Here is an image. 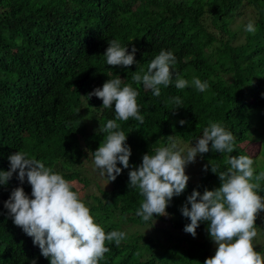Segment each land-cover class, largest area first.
I'll return each mask as SVG.
<instances>
[{
	"label": "trees",
	"instance_id": "1",
	"mask_svg": "<svg viewBox=\"0 0 264 264\" xmlns=\"http://www.w3.org/2000/svg\"><path fill=\"white\" fill-rule=\"evenodd\" d=\"M249 22L254 34L245 31ZM111 39L129 52L135 47L137 63L107 65L103 55ZM162 49L176 56L174 72L189 86L179 90L173 82L161 86L156 97L132 76L139 67L147 71ZM117 76L138 89L145 119L117 121L128 135L130 167L89 192L86 163L94 161L90 153L106 135L100 126L115 119V103L106 109L88 94ZM194 78L207 82V90L198 91ZM176 96L183 101L178 109L170 102ZM210 121L233 133L235 150L200 154L199 181L188 182L172 198L168 215L143 221L136 212L144 197L129 188V172L152 149L167 146L168 136L195 144ZM18 151L73 181L106 232L127 234L119 246L106 245L110 251L99 264H204L217 247L208 222H201L193 237L184 231L191 221L181 208L193 190L202 195L221 186L209 161L225 171L228 158L248 155L256 173L264 171V0H0V172L10 170L9 156ZM21 186L32 198L31 185L27 178L21 184L18 170L7 185L0 184V264H50L4 207ZM256 228L254 242L261 239L262 245L256 250L264 252V211Z\"/></svg>",
	"mask_w": 264,
	"mask_h": 264
},
{
	"label": "clouds",
	"instance_id": "2",
	"mask_svg": "<svg viewBox=\"0 0 264 264\" xmlns=\"http://www.w3.org/2000/svg\"><path fill=\"white\" fill-rule=\"evenodd\" d=\"M245 31L254 34L256 28L249 22ZM108 44L103 55L107 65L127 67L137 63L135 47L129 52L128 47L122 46L117 39L109 40ZM176 63L173 52L162 49L149 62L147 71L139 67L134 72L132 81L136 85L142 84L156 97L161 95V86L167 88L173 82L177 89L183 90L189 86V81L174 72ZM191 84L200 92L209 87L199 78H194ZM139 94L131 83L123 84L120 76L109 79L102 88L88 94L89 99L92 96L100 98L106 109H112L115 103V119H109L106 125L100 126L99 131L106 135L100 147L90 153L100 175H106L110 182L115 181L123 169L130 167L132 150L126 144L128 135L120 130L117 121L134 118L141 124L144 122L137 102ZM170 102L176 105V109L183 107L179 96L173 97ZM179 123L183 125L186 121ZM234 145L233 133L222 122L210 121L195 146L187 150L180 146L176 135L168 136L167 146L152 149L150 154L143 156L142 164L129 172V188L138 189L144 197L136 215L145 222L152 220L154 214L168 215L166 209L169 202L187 188L190 177L186 174V166L195 162L198 154L210 150L232 153ZM9 161L10 170L0 172V184L7 185L18 170L21 184L27 178L31 185L32 198L22 186L17 187L4 207L9 210L8 215L15 225L34 238V244L41 249V255L50 259V264H99L105 253L110 251L106 246L108 243L115 242L119 246L127 239L123 231L106 232L96 222L80 192L73 190L74 182L52 167H46L35 157L29 158L23 151L10 155ZM118 162L123 168L117 166ZM226 162L230 167L220 171L214 160L209 161L211 172L217 174L221 181L220 187L205 189L202 195L198 190H193L187 197L181 212L191 222L184 231L195 237L200 223L208 222L207 231L217 247L215 255L206 259L204 264H264V252L257 251L254 245L258 235L256 218L264 211V196L260 194L264 171L257 174L253 167L254 160L248 155L231 156ZM209 164H205V171ZM32 264H36V261L33 260Z\"/></svg>",
	"mask_w": 264,
	"mask_h": 264
},
{
	"label": "rangeland",
	"instance_id": "3",
	"mask_svg": "<svg viewBox=\"0 0 264 264\" xmlns=\"http://www.w3.org/2000/svg\"><path fill=\"white\" fill-rule=\"evenodd\" d=\"M184 142H180V146L185 148V150L190 148L192 145L195 146V144H188ZM86 170L88 171L87 174H90L88 175V177L91 181L89 192L90 191L95 192L97 184H101V185L106 184V181L108 178L106 177V175L105 176L100 175V170L95 167L93 159L86 163ZM200 170H201V157H200V154H198L195 162L189 163L186 166V174L190 177L189 182L196 183L199 181V171ZM260 242H261V239L259 241V244L256 242V240L254 242L255 246L259 249L262 248V245H260ZM215 251H216V248L213 250V254H212L213 256L215 255Z\"/></svg>",
	"mask_w": 264,
	"mask_h": 264
}]
</instances>
